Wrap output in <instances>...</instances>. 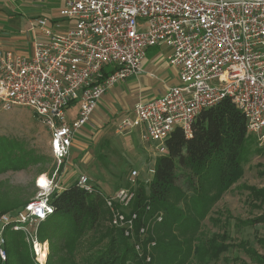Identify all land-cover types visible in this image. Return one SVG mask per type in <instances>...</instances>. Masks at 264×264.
Listing matches in <instances>:
<instances>
[{
    "label": "built area",
    "instance_id": "2783aa9c",
    "mask_svg": "<svg viewBox=\"0 0 264 264\" xmlns=\"http://www.w3.org/2000/svg\"><path fill=\"white\" fill-rule=\"evenodd\" d=\"M44 1V0H41ZM53 29L47 18L30 24L32 54L0 49V109H30L50 134L49 149L58 163L67 159L72 139L89 120L98 101L116 82L137 75L145 51L166 46L168 63L177 68L179 85L160 98L138 103L133 116L121 120L124 132L143 126V139L157 157L167 154L166 140L175 129L186 138L197 116L229 98L246 120V129L264 141V0H60ZM103 72L107 75L103 77ZM78 107L68 123L66 111ZM153 174V170L150 171ZM138 173L131 171L104 204L110 225L123 232L134 251L145 256L150 228L162 214L136 227L131 211ZM147 183V182H146ZM91 194V180L80 175L75 184ZM39 196L14 216H0V262H5L6 232H22L34 264H45L47 242L37 238V226L53 213L50 198L62 188L47 179ZM150 207L146 206V211ZM8 229V231H7ZM145 261L149 262L147 254Z\"/></svg>",
    "mask_w": 264,
    "mask_h": 264
},
{
    "label": "trees",
    "instance_id": "16d2710c",
    "mask_svg": "<svg viewBox=\"0 0 264 264\" xmlns=\"http://www.w3.org/2000/svg\"><path fill=\"white\" fill-rule=\"evenodd\" d=\"M106 75L103 72V77ZM255 141L247 132L243 114L229 98L203 110L193 122L189 138L180 129L171 133L165 142L167 154L155 159L146 184L137 182L131 204V211L139 215L137 228L162 214V221L149 231L144 243L146 247L155 242L148 263L137 255L121 230L107 225L110 215L98 192L89 194L71 185L53 194V213L38 229L39 239L49 244L46 264H210L233 247L254 263L264 264V237L256 239L262 253L244 241L235 246L225 243L229 240L226 234L199 238L202 222L242 177L248 157L263 152ZM37 165H43V160L33 149L0 137V174ZM179 179L183 186L178 184ZM246 190L255 200L263 199L264 189ZM8 211L2 208L0 216ZM243 225L264 226V214L243 221ZM5 236L7 259L0 264H34L21 233L6 232Z\"/></svg>",
    "mask_w": 264,
    "mask_h": 264
},
{
    "label": "rangeland",
    "instance_id": "374dc122",
    "mask_svg": "<svg viewBox=\"0 0 264 264\" xmlns=\"http://www.w3.org/2000/svg\"><path fill=\"white\" fill-rule=\"evenodd\" d=\"M58 3L57 0H47L42 5L48 8L51 13H56ZM76 111H78V107L75 105L68 108L66 111L67 121L74 117ZM117 128L116 131L119 134H126L133 129L121 132ZM0 137L16 140L27 149H33L37 156L43 160V165L31 166L22 171H9L0 174V210L6 207L9 208L7 213H3L9 216H14L28 202L39 196L38 194L41 191L37 186V182L41 178H45L46 181L47 179L52 180L57 183L59 188L64 190L65 186L72 185L78 176L85 175L91 180V184L97 190L95 192H98L103 198L104 196H110L116 190L125 186L128 183L131 171L138 173L137 182H144L146 184L151 179L152 173L150 171L153 170L156 159L152 150L147 155L139 146L134 151L128 148L123 149L119 145L115 149H111L102 144L103 153L94 155L91 152L90 157L80 158L83 161L79 162L77 167H71V172H68L66 161L69 159V155L67 160L60 163L53 159L49 149V132L37 116L30 109L24 107H14L10 111H2L0 109ZM255 143L258 148L264 149V141L258 142L256 140ZM127 151L129 154H126ZM134 154H136L135 157ZM53 165L55 166V170L52 171ZM59 167L61 171H58ZM178 184L183 186L180 179L178 180ZM246 187H254L258 190L264 189V150L260 154H251L248 157V162L244 165L242 177L222 195L221 199L210 211L208 217L202 222L199 233L200 240H207L214 234H226L229 240L225 243L235 246L244 241L257 252L262 253V249L256 243V239L264 237V226L243 225V221L264 214V195L260 201L255 200L249 191L246 190ZM95 192L91 194H95ZM23 202L26 203L24 206H22ZM107 225L110 227V221H108ZM39 226L40 223L37 226V238L40 242H44L38 237ZM154 226L150 228L151 232ZM19 233L22 234L24 239L23 233ZM5 240L7 241L6 236ZM47 247L48 257V242ZM27 248L31 256L28 245ZM147 254L151 260V251L145 253V256ZM46 261L45 259V264ZM210 264L256 263L251 261L239 248L233 247L227 253L221 254L217 261Z\"/></svg>",
    "mask_w": 264,
    "mask_h": 264
},
{
    "label": "crops",
    "instance_id": "0c3cea01",
    "mask_svg": "<svg viewBox=\"0 0 264 264\" xmlns=\"http://www.w3.org/2000/svg\"><path fill=\"white\" fill-rule=\"evenodd\" d=\"M46 1L0 0V49L30 56L34 33L29 28L37 18H47V25L54 32H57L53 29L56 21L61 28H66L68 23L58 17V11L62 6L60 0H57L59 3L56 13H51L42 5ZM170 53V48L166 46L148 48L140 72L116 82L104 93L88 122L72 139L69 159H66L68 172H71V167H77L79 162L83 161L80 158L90 157L91 152L94 155L103 153L102 144L111 149L119 145L123 149L134 151L139 146L147 155L151 152L153 144L143 139V126H137L126 134L117 133L116 128L121 120L133 116L132 112L136 104L158 99L168 89L180 84L177 68L171 66L167 60ZM75 118L76 114L68 120V123L73 122ZM126 154L129 152L127 151ZM69 186L71 185H66L65 188Z\"/></svg>",
    "mask_w": 264,
    "mask_h": 264
},
{
    "label": "bare ground",
    "instance_id": "6f19581e",
    "mask_svg": "<svg viewBox=\"0 0 264 264\" xmlns=\"http://www.w3.org/2000/svg\"><path fill=\"white\" fill-rule=\"evenodd\" d=\"M38 185L41 187H46L47 181L45 178H41L40 181L38 182Z\"/></svg>",
    "mask_w": 264,
    "mask_h": 264
}]
</instances>
